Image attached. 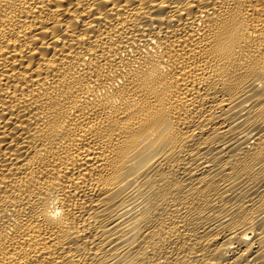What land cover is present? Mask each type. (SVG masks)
I'll return each mask as SVG.
<instances>
[{"label":"bare ground","instance_id":"1","mask_svg":"<svg viewBox=\"0 0 264 264\" xmlns=\"http://www.w3.org/2000/svg\"><path fill=\"white\" fill-rule=\"evenodd\" d=\"M0 264H264V0H0Z\"/></svg>","mask_w":264,"mask_h":264}]
</instances>
